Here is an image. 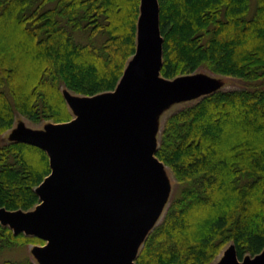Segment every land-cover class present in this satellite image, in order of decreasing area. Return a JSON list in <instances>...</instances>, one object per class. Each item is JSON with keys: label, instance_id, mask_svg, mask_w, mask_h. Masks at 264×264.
Listing matches in <instances>:
<instances>
[{"label": "trees", "instance_id": "1", "mask_svg": "<svg viewBox=\"0 0 264 264\" xmlns=\"http://www.w3.org/2000/svg\"><path fill=\"white\" fill-rule=\"evenodd\" d=\"M158 2L163 77L207 69L250 86L216 90L166 118L156 156L177 186L135 264H212L229 243L239 259L254 256L264 249V0ZM139 6L0 0V135L16 113L34 123L71 120L63 89L85 96L113 90L136 49ZM75 31L102 41H76ZM50 170L42 148L1 144L0 206L34 208ZM43 243L0 223V264H34L6 253Z\"/></svg>", "mask_w": 264, "mask_h": 264}, {"label": "water", "instance_id": "2", "mask_svg": "<svg viewBox=\"0 0 264 264\" xmlns=\"http://www.w3.org/2000/svg\"><path fill=\"white\" fill-rule=\"evenodd\" d=\"M163 36L158 0H140L136 49L116 87L92 96L63 89L74 115L43 129L19 125L11 141L36 145L50 173L30 210L0 206V223L36 236L40 264H135L170 192L156 156V116L175 101L219 89L216 78L161 75ZM216 264H264V249L239 259L234 244Z\"/></svg>", "mask_w": 264, "mask_h": 264}, {"label": "rangeland", "instance_id": "3", "mask_svg": "<svg viewBox=\"0 0 264 264\" xmlns=\"http://www.w3.org/2000/svg\"><path fill=\"white\" fill-rule=\"evenodd\" d=\"M254 3V2H253ZM253 5V4H251ZM74 39L76 41H81V42H88V41H93L95 44H98L102 41V35H97L96 37H94L92 40H89L87 38L86 35H84L81 31H75L72 33ZM191 74H198V75H206L209 77H213L216 78L219 82V89L220 90H231V89H242V88H247L250 85H248L247 83H245L244 81L235 78V77H231V76H226V75H220V74H215L207 69H200L197 71L192 72ZM202 97H196L194 99H189V100H183V101H175L173 103H170L169 106H167L166 108H164V110L159 113V115L156 116V146H158L159 144V139H160V133L162 131L164 122L166 120V118L175 110H177L178 108L193 103L196 100L200 99ZM74 116V115H73ZM47 122H40V123H34L32 121H30L26 116L20 114V113H16L15 119H14V123L13 126L8 129L7 131H5L3 134L0 135V145L5 143V142H9L11 141V132L18 128L19 125H23L27 128H32V129H43L44 128V124H46ZM166 168V175L167 178L170 181V192H169V196L167 198V201L159 215V217L157 218V220L154 223V226H156L160 220L162 219L168 205L169 202L173 196V194L175 193L176 190V180L170 170V168L168 166L165 165ZM231 243L227 244L222 250L221 252L217 255V257L215 258V260L212 262V264H216L220 261V258H222L224 255L223 253L225 252V250L230 246ZM34 245L30 244L26 247H21V248H17L13 251H9L7 252V256H12V257H23V256H28L32 259V261L34 262V264H40L39 261L37 260V258L33 255L32 253V249H33Z\"/></svg>", "mask_w": 264, "mask_h": 264}]
</instances>
